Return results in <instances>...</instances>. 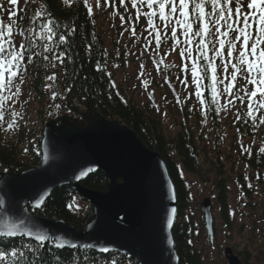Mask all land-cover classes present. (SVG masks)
<instances>
[{"label": "rangeland", "instance_id": "1", "mask_svg": "<svg viewBox=\"0 0 264 264\" xmlns=\"http://www.w3.org/2000/svg\"><path fill=\"white\" fill-rule=\"evenodd\" d=\"M27 1L19 0L17 6L11 5L7 0L0 1V5L3 6L0 7V14L5 12V16L9 18L10 13L15 10L16 17L25 22L28 15L24 3L26 4ZM62 1L65 7L69 5L64 3V0ZM95 3L96 0H89V5L93 6L92 17L98 25L95 24L104 47L102 53L104 58L109 57L111 60L108 70L111 71L110 74L112 73L111 78L117 93L124 94L125 97L123 96V98L126 101L131 100L139 107L148 109L154 121H158L166 136H175L180 128L187 132H194V143L198 151L201 147L207 150L208 154L200 158L202 170L198 176L180 172V178L184 181L185 189L188 192V199L184 206L185 215L191 216L188 231L191 233L186 236L190 237L191 246L199 253L201 264H227L224 258V249L227 247L232 249L241 261L244 256L247 257L245 263L242 261L243 264H264V182L256 184L245 178L246 183L249 182L248 184L254 190L251 199L253 204H247V201L241 197V190L234 182L236 171L228 170V175L231 177V179L229 178L231 181L228 197L230 198L229 204L232 212L230 226L226 225V227L219 218V207L216 204L215 191L212 189L216 177L214 167L217 164L218 152L223 156L225 154L229 156L224 168L231 165L237 172L243 170V166L239 162L240 158H238L241 155L237 157L235 152V150L240 152L243 146H238L237 142H240V140L237 139L228 118L234 114V108L227 106L226 110H222L221 120L223 125L217 129H214L211 121L203 117L204 113H202L200 98L195 94L196 88L191 79L190 66L192 60L179 55L182 49L188 48L184 43L185 37L182 32L178 30L180 44H177L170 33H167L162 36L160 48H156L153 37L145 31L146 25L143 20L136 25V36H133L129 29L130 22L122 24L119 15H113L114 12L123 14L126 21H128L129 16H134L135 10L130 9V0L127 13L123 12L118 0H107V4L103 9L96 8ZM104 3L105 0H101V4ZM39 8L42 11V8ZM41 21L43 20L25 22L27 27H23V29L26 30L28 37H31V41L33 40L32 32H34L32 30L40 28ZM149 40L152 41L151 44L148 43ZM18 41L20 42V40ZM22 42L25 43L24 40ZM37 42H40L43 46L50 44L49 40L44 39V41H41V38L35 40V43ZM121 47H123L122 51ZM34 48L35 45L30 49ZM127 50L131 54H127ZM211 50L212 48L209 49V51ZM192 56L199 57L198 53H194L193 48ZM27 57L26 55L25 61L21 64L22 78L24 77L23 71L28 67L26 66ZM198 61L199 59H197V63ZM186 65L188 66L187 71L185 70ZM59 66L60 64L57 63L53 69L58 72ZM16 83L21 87L19 79L16 80ZM46 85L50 95L48 94L49 97L43 104H40V100L27 102L24 105L25 108L19 112L22 124L30 133H35V137H40L43 125L54 119L57 113L62 116L70 115L66 108L56 107L57 104L60 105L66 99L68 94L60 87L61 77L52 81L48 80ZM218 89L222 91L221 84H219ZM53 93L57 94L59 98V102L56 104H53L55 101ZM26 99H28V96L20 100L19 103ZM218 100L220 105H225L228 98L223 94ZM73 105L85 112L86 107H78V104L75 105V100H73ZM40 109L44 112L43 116H40ZM195 114H199V117H196ZM196 124H198V127H195ZM255 132L260 133L261 130L258 129ZM255 132L250 131V134L256 135ZM2 133L3 141L9 143L16 141V126L12 129L4 128ZM218 136H221L220 139L216 138ZM206 197L211 200L212 213L215 218L212 242L207 237L200 215L201 202ZM75 206L78 208V213L89 210L87 204L77 199Z\"/></svg>", "mask_w": 264, "mask_h": 264}, {"label": "water", "instance_id": "2", "mask_svg": "<svg viewBox=\"0 0 264 264\" xmlns=\"http://www.w3.org/2000/svg\"><path fill=\"white\" fill-rule=\"evenodd\" d=\"M87 112L84 126H75L65 117L59 125L50 121L44 126L37 167L17 175L0 173V197L7 211L6 217H0V231L18 217L27 216L41 231L77 245L76 248L65 245L66 250L116 252L132 264H179L172 235L176 213L172 227H168L170 210H177L176 195L165 162L125 126L92 114L90 106ZM88 168L92 171L81 176V171ZM97 172H102L107 180L104 192L81 185ZM66 186L72 187L91 206L93 217L84 230L29 210H39L54 190ZM40 195H45V200L41 207L34 208ZM203 212L206 229L211 234L209 200L204 201ZM2 238H24L37 243L26 235ZM46 242L62 250L55 246V240ZM88 244L93 247H83ZM102 248L108 251H101ZM227 260L229 264H240L231 255Z\"/></svg>", "mask_w": 264, "mask_h": 264}, {"label": "trees", "instance_id": "3", "mask_svg": "<svg viewBox=\"0 0 264 264\" xmlns=\"http://www.w3.org/2000/svg\"><path fill=\"white\" fill-rule=\"evenodd\" d=\"M62 2V0L27 1L26 14L28 16L25 22H34V13L40 11L39 7L43 3L47 6L46 9H49L55 19L59 21L62 30L57 32L53 43L49 46L54 48L55 54L64 52L65 56L63 57V63H61L52 59L53 53L44 52V46L37 45L35 50H29L28 55L31 57V62H28V67L24 70L23 76L26 90L34 96L29 97L26 101L35 102L40 100V104H43L48 97L46 91L47 77L55 74V77H61L60 87L62 89L68 90L75 83L73 92L75 98L77 97L89 104L102 118L109 121L117 120L120 124L125 125L138 136L147 148L158 153L166 162L175 186L178 215L173 235L181 264H201L199 253L195 251L194 247L190 246L189 238L186 236L191 233L188 232V226L182 218L187 194L179 172V169H182L187 174L195 176L200 174L201 165L199 152L194 143V132H187L180 128L175 136L168 137L158 121H154L148 109L139 107L131 100L126 101L123 94H118L107 75V66L111 65V60L109 57L104 58L102 53L104 47L96 28L97 24L94 22L92 15L87 14V8L84 6L83 0H71V5H67V7ZM45 15L48 16L47 13ZM48 18L50 17L48 16ZM22 23L20 22V25ZM73 29L75 31H72ZM37 31H41V29L37 28ZM60 34L66 35L68 43H59L58 37ZM26 37H28L27 34ZM122 50L123 47H121ZM33 53L39 54L33 55ZM45 55L49 56L48 60L44 59ZM52 63L60 64L58 72L53 69ZM11 115L8 112L9 119H11ZM43 115L44 112L40 109V116ZM209 117L214 128L217 129L216 116L209 114ZM19 127L20 130L17 132L14 143L3 141V134L0 129V171L2 172L16 174L39 163V137H34L35 135H32L22 122L19 123ZM236 127L244 137L251 135V129H248L246 124L239 122L236 123ZM199 151L204 152V148L201 147ZM251 155L250 157H242L243 163L249 170L258 171L261 174L264 171V153L260 154L253 151ZM227 160H225L226 163ZM216 169L218 175L215 180V189L217 191L216 200L221 207L219 211L220 219L224 224H229V215L226 212V171L218 157ZM243 176H245L244 172H237V182L246 191ZM82 184L85 188L98 192L105 191L107 187L105 177L100 172L90 176ZM246 197L250 198L248 194H246ZM77 198L74 191L69 187L55 190L37 214L52 220H64L77 228H83L91 219V211L89 209L78 213V208L75 206ZM21 244H30L36 247V245L24 240L0 239V248H4V250H11L13 246L19 247ZM25 254L27 257L26 264H98L101 260L100 256L92 252H56L48 245L38 247L34 253L26 251ZM107 257H110V259ZM107 257L104 258L106 260L103 259L106 264H110V261L118 262L117 264H130L125 257L118 254H111ZM243 260L246 262L247 257L244 256Z\"/></svg>", "mask_w": 264, "mask_h": 264}, {"label": "snow or ice", "instance_id": "4", "mask_svg": "<svg viewBox=\"0 0 264 264\" xmlns=\"http://www.w3.org/2000/svg\"><path fill=\"white\" fill-rule=\"evenodd\" d=\"M18 2L19 0H9L13 6H17ZM64 3L70 5L71 0H64ZM83 3L87 8V14L91 16L93 6L89 5V0H83ZM118 3L124 13L129 11V0H118ZM106 4L107 0L104 4H101V0H96L95 7L103 9ZM0 7L3 6L0 5ZM40 7L43 11H36L33 21L43 20L39 25L43 34L41 38L51 41L56 37L61 26L51 18L45 19L47 9L43 4ZM130 9L135 11L134 16H129L128 21L125 20L123 14L114 12L113 15H119L122 24L130 22L129 29L133 36H136V25L143 20L146 25L145 31L153 37L156 48H160L162 36L167 33H170L172 39L180 44L178 30L185 37L186 45L193 44V37L198 38L196 51L199 53V57L192 56L190 47L179 52L180 56L192 60L191 79L198 98L201 97L200 90L204 87L201 81L209 75L210 70L211 102L216 105V112L219 115L222 110L227 109L228 105L234 104V100L229 99L227 104L220 105L218 98L223 94H227L229 97L235 96L233 90L237 86L238 78L242 77L251 86V89H241L243 95L235 98L242 103L246 101L247 116L253 121L257 119L256 112L264 110V0H130ZM16 15V11L13 10L8 23L0 20V120L4 119L5 101L19 96L21 93L16 80L19 79V84L24 83L21 64L25 61L28 50L34 47V44L30 42V36L26 37L25 43L17 46L14 40L13 25L17 27L19 25L15 19H12ZM47 15L51 14L47 13ZM19 35L25 36L24 31H21ZM58 41L60 44L67 43L66 35L60 34ZM148 43L151 44L152 41L149 40ZM210 46L214 56L208 55ZM44 52L53 53L52 59L63 63L64 52L55 54L54 48L48 44L44 45ZM38 54L33 53V55ZM216 58L220 59L223 72L228 73L222 79L217 77V66L214 63ZM27 59L30 63L31 57L29 56ZM44 59L48 60L49 56L45 55ZM197 59L206 62L203 69L198 65ZM51 66L55 68L56 64L52 63ZM185 70H188L187 65ZM55 78V74L47 77L49 81L55 80ZM218 84L224 85L222 91L218 90ZM13 89L15 91H12ZM6 91L11 92V96L3 95ZM53 99H55V93H53ZM200 104L204 105L205 99L201 98ZM56 107L59 108L60 105L57 104ZM12 116H19V113L13 112ZM236 119H240V116L237 115ZM260 123L264 124V115L260 117ZM14 126H16L15 119L8 123L7 128L12 129ZM260 151L264 152V148H261ZM91 171V168L82 170L80 175H87ZM44 200L45 195H40L35 199L33 207H41ZM4 204V199L0 197V217L7 215ZM176 211L175 208L170 210L168 227H172V217ZM5 223L7 225L6 221ZM25 235L33 237L37 246L21 244L19 247L13 246L11 250H0V264H26L25 252H36L45 241L55 240V246L60 249L68 244L72 248L77 247L75 243L59 236L52 237L41 231L27 216L18 217L11 225L0 231V237L11 238ZM83 247L92 248L93 245L88 244ZM101 251L106 252L108 249L102 248Z\"/></svg>", "mask_w": 264, "mask_h": 264}]
</instances>
